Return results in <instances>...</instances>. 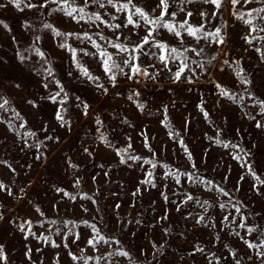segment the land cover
<instances>
[{"label":"rangeland","instance_id":"obj_1","mask_svg":"<svg viewBox=\"0 0 264 264\" xmlns=\"http://www.w3.org/2000/svg\"><path fill=\"white\" fill-rule=\"evenodd\" d=\"M42 2L23 0L17 8L0 0V103L8 101L0 109V183L5 185L0 264H264L258 249L245 243L264 240V127L256 126L264 125V40L256 39L264 32L250 34L251 25L233 14L264 8V3L241 0L234 7L223 0L217 9L202 0H169L168 13L176 15L166 21L178 27L187 19L202 27L198 36L219 28L224 43L211 36L197 42L181 30V47L161 29L158 39L178 48L181 59L169 61L166 69L158 60L160 50L145 45L147 54L137 53L136 63L156 78L129 79L117 72L113 86L99 52L114 53L109 41L117 35V43L134 46L145 35L143 21L140 28L123 27L127 12H117L106 0L104 8L91 0L88 6L84 0L68 3L89 14L99 12L107 26L87 16L81 20L79 13L74 20L52 11L67 7L64 0L43 9L25 7ZM133 2L153 17L160 13L152 12L158 0ZM53 29L74 35L56 36ZM85 32L100 49L84 38ZM77 62L99 80L82 76ZM182 63L188 67L174 81L172 73ZM238 72L249 83H241ZM58 85L64 91L57 100L67 95L63 127L56 119L61 105L50 99L60 91ZM82 104L89 105L87 115ZM241 223L255 231L248 234ZM92 225L105 238L95 248L86 243L94 235ZM120 251L129 255L115 254Z\"/></svg>","mask_w":264,"mask_h":264},{"label":"snow or ice","instance_id":"obj_2","mask_svg":"<svg viewBox=\"0 0 264 264\" xmlns=\"http://www.w3.org/2000/svg\"><path fill=\"white\" fill-rule=\"evenodd\" d=\"M181 2H184V0H181ZM188 2H192V0H188ZM203 3L205 4H213L216 6L217 9H219L222 6L223 0H202ZM231 4L235 7L237 4L241 3V0H230ZM253 2H262L264 3V0H243V3L245 5L249 4V3H253ZM8 3L13 4L15 7L20 8L21 4L23 3V0H8ZM61 0H43L42 3L40 4H34V3H28L25 5V7H29V8H47L50 4H60ZM75 3V0H72V4ZM91 3L93 5H98L100 8H104L105 5V0H91ZM107 5H110L112 8H115L117 12H127V16L125 19V23L123 24V27L127 28L129 25H131L133 28H140L141 27V23L140 21H143V25H144V30H145V35L140 36L138 41H136L134 43V46H132L131 48H129L128 46H126L124 43H117L116 41L121 40V36L117 35L116 36V41H109V46L111 48H113L115 50L114 53H108L107 51H100L99 55H100V62H101V67L103 69V74L105 76L108 77L109 82L112 83L113 86H115V82L117 79V75L116 73L119 72L125 76H127L129 79H133L134 77H138L141 74L149 77L151 79H155L156 75L155 74H150L147 69H141L140 65L138 63H136V61L139 59V56L137 55V53H139L140 55H146L147 53L144 52V47L145 45L151 46V47H156L160 50V55L158 56V60L159 63L163 65L164 68H168V63L169 61H173L175 62V60L177 59H181L182 57V53L179 52V49L176 47H170L167 43H164L162 41H160L158 39V36L160 34V30L161 29H165L167 30L170 34L174 35L178 40L181 36V30L185 31L188 33V35L193 36L194 38H196L197 42H199L201 39L207 41L208 37L211 36L213 37V42L217 43V44H223L224 40L223 37L220 35L221 30L219 28H217L215 30V32L212 33H207V32H203V35L198 36L197 33H201L202 27H194L193 25H191L187 19H185L184 21H182L179 26L177 27L175 24L166 21L165 17L168 15H171V17L174 19L175 18V12L169 14L168 13V8H169V0H158V3L155 5V7L152 9V12H156L157 9H160V13L158 16L153 17L149 12L145 11L143 8L139 7L137 4H135L133 2V0H106ZM89 4V0H84V5L88 6ZM64 5H67V7L61 6L55 9H52V11H59V12H63L65 16L67 17H71L72 19H76V16L74 15V13H79V19L83 20L85 18V16L88 17V21L95 24L97 21H99V24H104L107 26V22L102 18L101 14L99 12L96 13H86L84 7H72L71 4L68 3V0H64ZM0 7H3V5H0ZM180 11H184L183 8L180 9ZM252 12H256L257 13V17H252ZM260 13H264V8H260V9H252L250 11H248L247 13H240V14H236L233 13L234 15L237 16L238 19H240L241 21H243L245 24L251 25L250 28V34L251 32H264V15H260ZM104 15H110V13L105 12ZM188 17L192 16V13L189 11L186 14ZM200 15L202 17H204L206 15L205 12H201ZM213 16L216 15L215 12L212 13ZM245 16H248L249 19L245 20ZM134 17H138V19H134ZM112 19H116L117 17L112 16ZM259 18V20L261 21V24H256L253 25L252 21L253 19ZM79 22V21H77ZM99 24H97V27H99ZM6 27V25H5ZM45 28H52L51 24H45L44 25ZM116 29H120L121 25L120 24H116L114 26ZM54 35L56 36H65L67 37V35H74V34H65L62 33L58 30L53 29ZM97 36H100V39L104 40L106 39L103 35H101V33L97 32L96 33ZM131 35V33H130ZM80 38V37H77ZM85 39L92 41V37L87 35V32H85ZM124 39H128L127 36H124ZM245 41L249 44L252 43V39H249L248 36L244 37ZM256 39H260V40H264V37H256ZM93 43V47H96L97 49H100V45L97 44L95 41H92ZM179 44L181 47H183L184 45V41L183 40H179ZM60 47L62 48H66L68 47L66 44H61ZM203 49H201L200 51H202ZM81 52H83L84 55H93L92 53L87 52L84 49L80 50ZM257 51H259V49H257ZM72 54H73V59H76V50L72 49ZM127 54V55H125ZM40 55H43V53H41ZM116 57H119V59H117ZM24 57H21V60L23 61ZM183 59L186 61L187 57H183ZM121 65H123L124 67H121ZM154 66V65H153ZM77 67L80 69L81 75L87 77V79L89 81H96L99 80V77L93 76L91 75L87 69L83 68V66H81L78 62H77ZM127 67L130 71L129 72H124V68ZM188 65L187 63H182L180 65L177 66V70L172 73V79L174 81H179L184 73L185 68H187ZM170 71V69H169ZM242 72V70H240ZM49 72H51V70L49 69ZM238 78L241 80V83H249L246 79H244L241 75L240 72L237 73ZM59 86V85H58ZM17 87H19V85H17ZM45 87H47V84H45ZM60 87V91L55 93V95H52L50 97V99L52 100L53 103H59L61 105V108L57 110L56 112V119L58 121L61 122V127H63L67 121L64 120L63 115L61 114L62 111H66V109H64L62 106L63 104L66 102L67 99V95L65 94L64 97H62L60 100H57V97L61 96V93L64 91L62 86ZM97 87L103 90V94H106L108 89L103 85V84H97ZM218 88H221V93L225 96L228 95L227 91H225L220 85H217ZM231 98V97H230ZM79 99V98H77ZM128 99H132L131 96L128 97ZM8 103L7 100H3L2 103H0V109H3L4 106ZM29 103H33L32 101H29ZM139 108H143V105H138ZM82 108L84 111V114L87 115L88 114V108L89 105L87 104H82ZM7 110V109H5ZM165 111H167V109H165ZM201 111H203V109H201ZM261 111L262 113H264V102H261ZM17 116H19V113H16ZM205 118H207V113H205ZM254 119V117H253ZM97 123L99 124L100 121L97 119ZM258 128L260 127H264V125H261L259 122H257L256 125ZM46 130V129H45ZM30 135H35V133H30ZM49 139H51V137H49ZM217 143H221V141L217 140ZM147 146V145H146ZM233 147H237V145H232ZM129 147H131V145H129ZM225 147H227V145H225ZM151 150V149H150ZM85 151L87 152L88 150L85 149ZM126 151V149L124 150ZM90 154V153H89ZM119 154V153H118ZM247 154V153H246ZM191 158V157H189ZM234 159L239 160L240 157L238 156H233ZM135 159H140L139 157H135ZM121 162H123V159L121 160ZM246 166L245 165H242ZM251 174L253 176H255L254 172H251ZM149 175H151L149 173ZM257 180H259V177H255ZM148 182L150 183V181H142V183ZM261 183H264V181H261ZM5 185H3L2 183H0V191L4 190ZM62 191V190H61ZM221 192H223L224 195H228L227 192H224L223 189H220ZM11 194V193H9ZM90 199V197H88ZM189 200H192L193 197L192 196H188ZM220 207L223 209L225 207L224 204H221ZM37 211H39V209H37ZM237 213H239V208L236 209ZM0 219H2V217H0ZM29 224L31 223L30 221L28 222ZM52 223H56L55 221H52ZM85 223H87V221H85ZM242 228H246V231L248 232V234H251L255 231L254 228H250L247 227L246 224L241 223L239 225ZM93 229V233L94 235L91 236V238H89L86 243L88 246L95 248L97 243H100V241L105 240V238L103 236H100L99 234V230H97L95 228V225L91 226ZM20 230L23 231V225L20 226ZM97 237H99V239H97ZM77 239H79V237H77ZM107 242V241H105ZM245 243H247V246L249 249H253L256 248L258 249L256 252V255L259 257L264 258V252L259 251V249L264 248V240L261 241L260 244H254V243H249L247 241H245ZM53 246H57V245H53ZM199 251H203L202 249H198ZM81 251H83V249H81ZM116 255H121V256H128L129 254L125 251H120L118 253H115ZM70 256H72V253H69ZM109 255H113V253H110ZM0 258H5L3 256V246L0 245ZM72 258L78 259L75 256H72ZM79 259H83V257H80ZM99 259V258H97ZM239 264V262H238Z\"/></svg>","mask_w":264,"mask_h":264}]
</instances>
